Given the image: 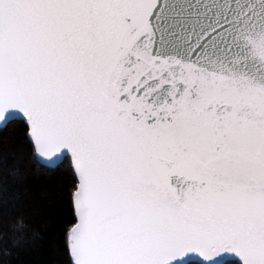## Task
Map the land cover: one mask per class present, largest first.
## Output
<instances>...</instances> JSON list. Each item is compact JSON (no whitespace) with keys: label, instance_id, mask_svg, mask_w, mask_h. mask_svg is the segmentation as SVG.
I'll use <instances>...</instances> for the list:
<instances>
[{"label":"snow or ice","instance_id":"obj_1","mask_svg":"<svg viewBox=\"0 0 264 264\" xmlns=\"http://www.w3.org/2000/svg\"><path fill=\"white\" fill-rule=\"evenodd\" d=\"M9 128L65 264H264V0H0Z\"/></svg>","mask_w":264,"mask_h":264},{"label":"trees","instance_id":"obj_2","mask_svg":"<svg viewBox=\"0 0 264 264\" xmlns=\"http://www.w3.org/2000/svg\"><path fill=\"white\" fill-rule=\"evenodd\" d=\"M12 168L19 179L8 176ZM66 169H42L14 129L0 133V264H65L63 223L71 215Z\"/></svg>","mask_w":264,"mask_h":264}]
</instances>
